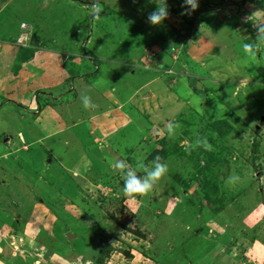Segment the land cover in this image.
I'll use <instances>...</instances> for the list:
<instances>
[{
	"label": "rangeland",
	"instance_id": "rangeland-1",
	"mask_svg": "<svg viewBox=\"0 0 264 264\" xmlns=\"http://www.w3.org/2000/svg\"><path fill=\"white\" fill-rule=\"evenodd\" d=\"M125 1L0 0L17 58L56 55L19 66L53 88L6 105L0 264H95L103 244L102 264H264V0H199L191 15L183 0ZM21 29L30 47L12 43ZM7 67L0 55V87ZM156 157L168 172L126 194V173L146 176Z\"/></svg>",
	"mask_w": 264,
	"mask_h": 264
},
{
	"label": "crops",
	"instance_id": "crops-1",
	"mask_svg": "<svg viewBox=\"0 0 264 264\" xmlns=\"http://www.w3.org/2000/svg\"><path fill=\"white\" fill-rule=\"evenodd\" d=\"M141 12L142 13L139 14L141 19H146L145 17H147V16L144 15L146 10L141 8ZM203 16L204 15L198 16L197 20L202 19ZM198 24H199V26H198ZM198 24H197V26L192 27L191 30H192V32L194 31L197 34V33L200 32L199 30L202 29V33H199V37H198V38L202 39L204 33H207L206 32L207 29L204 31V28H205L204 21H201ZM19 25H20V22H19ZM165 27H166V23H164V26L162 28H165ZM182 27L186 28V27H188V25L185 24V22H184V25ZM5 33H8V31L5 32ZM17 33H18V30L16 31V33H14V35H16ZM8 37H9L8 35H4V34L0 35V44H1V46H0V55L4 56V58H6L7 61H8L7 70L3 69V71H4V75H3L4 83H3V86L0 87V134L4 133L5 131H7L8 134H9L13 129H15L14 125H11V124L13 123V121L16 120L15 117H17V113L15 111L13 112V111L9 110L8 106H9L10 103H13V104H15V107L17 109H18V107H23V105L21 104L20 101L12 100L16 94L21 93L22 89H24V88L26 89V87L29 88V85H32V87H33L32 89L34 91L38 90V89H41V88L42 89L43 88H45V89L46 88H48V89L50 88L51 89V87L53 88V86L42 84L41 79H40L42 77V75L39 76L38 73H36V75L39 77L40 80L39 79H33L32 81L28 82L27 81L28 76L26 77V75L23 73V69L28 68L27 66H32L33 64H35V62L38 61V57L40 55H43L45 58H48V56H50L51 59H52L53 56H56L55 53L54 52L52 53L51 51L48 52V53L47 52L44 53L42 51L36 52L37 48H34L36 50H31L28 58H26L28 60L24 61L22 59L17 58L18 50L15 49V48H12L10 43L9 44L6 43L7 41L11 40V39L8 40ZM2 41L4 42V46L2 45ZM30 43H31V38H30ZM99 43H101V42H99ZM85 54H86V51H85ZM80 56L83 57V55H80ZM18 60H20L22 62V64H19ZM26 63H27L26 67L19 68V66L20 67L24 66ZM14 68L15 69L19 68L20 71L19 72L17 71L14 74L13 73L14 72ZM40 68H41V70H42V68L44 70V66H42ZM25 70H27V69H25ZM56 76H57V81L55 83L60 82L61 81V74L59 73V75L57 74ZM17 91H19V92H17ZM16 103L20 104L21 106L17 105ZM6 105H8V106H6ZM4 107H5V109H4ZM18 120H19V117L17 118V121ZM23 120H25V118H23ZM72 124H74V123H72ZM63 127L64 126H61L59 128L60 129L59 131H61L63 129ZM59 131L57 130L56 132H59ZM23 132H26V131H22L20 128L16 129V133L17 134H21L23 136V134H24ZM50 133L53 134V132H50ZM50 133H46V134H44L42 136H35V135H32V134H27L26 133V134H24V137L26 139L28 138L29 141L36 143V142H42L43 141L42 139L43 138H47V136L50 135ZM26 135H27V137H26Z\"/></svg>",
	"mask_w": 264,
	"mask_h": 264
},
{
	"label": "clouds",
	"instance_id": "clouds-1",
	"mask_svg": "<svg viewBox=\"0 0 264 264\" xmlns=\"http://www.w3.org/2000/svg\"><path fill=\"white\" fill-rule=\"evenodd\" d=\"M199 0H183L182 7L184 11L181 13L182 15H191L198 8ZM169 16L167 4L164 3L158 7H156L147 17L148 22L153 25H161L163 21L167 19ZM23 29L18 30V34L14 36L12 43L14 45H22L24 47H30V31H25ZM19 35H23L22 41H19ZM250 46L245 45V50H247ZM84 106L87 108L90 106V101L87 96L84 97ZM95 107V105H91ZM176 125L169 124L167 126V131L169 136L174 134V128ZM160 157H156L154 160V167L147 172L146 176L138 177L135 172L128 171L126 173V177L123 180V191L126 194L130 193H140L145 194L152 190L153 185L158 181L162 176H164L168 172V167L166 164L160 163ZM118 167H123V165H118Z\"/></svg>",
	"mask_w": 264,
	"mask_h": 264
},
{
	"label": "trees",
	"instance_id": "trees-1",
	"mask_svg": "<svg viewBox=\"0 0 264 264\" xmlns=\"http://www.w3.org/2000/svg\"><path fill=\"white\" fill-rule=\"evenodd\" d=\"M16 37V36H15ZM83 48V50L85 51V47H82ZM84 51H83V53H84ZM82 52H81V54H83ZM87 61V60H86ZM68 69V67L67 68H65V70H67ZM71 69V68H70ZM110 250H111V247L110 246H108V245H101L99 248H98V252H97V256H96V258H95V260H94V262H95V264H102L103 263V261H104V258L105 257H107L108 255H109V252H110Z\"/></svg>",
	"mask_w": 264,
	"mask_h": 264
},
{
	"label": "bare ground",
	"instance_id": "bare-ground-1",
	"mask_svg": "<svg viewBox=\"0 0 264 264\" xmlns=\"http://www.w3.org/2000/svg\"><path fill=\"white\" fill-rule=\"evenodd\" d=\"M125 2H127V3H129V5H130V7H134V6H136L137 4L135 3V2H133L132 0H127V1H125ZM33 169V168H32ZM51 198V197H50ZM24 204V203H23ZM22 204V205H23ZM25 206V205H24ZM18 207H21V206H18ZM23 207V206H22ZM20 209V208H19ZM21 210H22V208H21ZM25 210V209H24ZM31 215H33V214H31L30 213V216ZM34 216V215H33ZM4 217V216H3ZM1 219V218H0ZM8 224V223H7Z\"/></svg>",
	"mask_w": 264,
	"mask_h": 264
},
{
	"label": "built area",
	"instance_id": "built-area-1",
	"mask_svg": "<svg viewBox=\"0 0 264 264\" xmlns=\"http://www.w3.org/2000/svg\"><path fill=\"white\" fill-rule=\"evenodd\" d=\"M18 38H19V39H18L19 41H22V38H23V37L19 35ZM248 263H249V262H248ZM244 264H245V263H244Z\"/></svg>",
	"mask_w": 264,
	"mask_h": 264
},
{
	"label": "water",
	"instance_id": "water-1",
	"mask_svg": "<svg viewBox=\"0 0 264 264\" xmlns=\"http://www.w3.org/2000/svg\"><path fill=\"white\" fill-rule=\"evenodd\" d=\"M71 236V233H67V238H70Z\"/></svg>",
	"mask_w": 264,
	"mask_h": 264
}]
</instances>
